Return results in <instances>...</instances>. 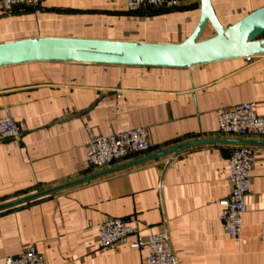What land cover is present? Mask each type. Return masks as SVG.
I'll use <instances>...</instances> for the list:
<instances>
[{"label": "crops", "instance_id": "1", "mask_svg": "<svg viewBox=\"0 0 264 264\" xmlns=\"http://www.w3.org/2000/svg\"><path fill=\"white\" fill-rule=\"evenodd\" d=\"M213 3L226 26L264 6ZM200 15V0L136 9L128 0H42L0 10V42L60 36L175 43ZM213 33L209 28L205 37ZM242 102H255L264 114V54L189 68L47 61L0 67V115L23 123L21 140L0 139V205L187 141L238 138L220 131L217 111ZM136 127L146 129L149 153L90 167L91 136ZM232 144L194 145L1 210L0 264L29 245L45 264H144L147 247L99 249V227L110 216L136 226L133 239L167 229L179 264H264V144L253 145L242 240L220 221V201L231 191Z\"/></svg>", "mask_w": 264, "mask_h": 264}, {"label": "water", "instance_id": "2", "mask_svg": "<svg viewBox=\"0 0 264 264\" xmlns=\"http://www.w3.org/2000/svg\"><path fill=\"white\" fill-rule=\"evenodd\" d=\"M201 15L194 31L181 42H152L60 36H33L0 42V67L30 62H69L189 68L215 61L264 54V6L238 21L224 25L213 0H200ZM211 28L213 35L206 36ZM227 142L264 144L239 138H201L51 187L0 205V211L68 187L104 176L134 164L198 144Z\"/></svg>", "mask_w": 264, "mask_h": 264}, {"label": "built area", "instance_id": "3", "mask_svg": "<svg viewBox=\"0 0 264 264\" xmlns=\"http://www.w3.org/2000/svg\"><path fill=\"white\" fill-rule=\"evenodd\" d=\"M188 0H128L132 9L141 6L173 7ZM42 0H0V10L10 11L15 6H39ZM254 56H248L251 59ZM255 102H242L217 111L220 131L236 137L264 136V114L255 111ZM22 121L10 113L0 115V139L21 140ZM151 151V143L144 127L129 128L110 135H93L86 142V159L90 167L104 169L116 161L135 154ZM228 180L230 194L220 201V221L226 233L236 241L243 236V215L247 208V197L251 192L252 172L256 163L253 145L232 144L228 155ZM136 226L120 217H107L99 227L98 247L112 249L120 244L133 248L147 247L149 252L144 264H179L167 229L147 236H133ZM4 264H45V258L35 245H29L15 256H8Z\"/></svg>", "mask_w": 264, "mask_h": 264}]
</instances>
